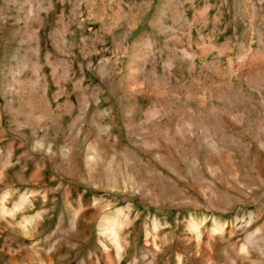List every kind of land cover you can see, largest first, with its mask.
<instances>
[{
  "label": "rangeland",
  "instance_id": "1",
  "mask_svg": "<svg viewBox=\"0 0 264 264\" xmlns=\"http://www.w3.org/2000/svg\"><path fill=\"white\" fill-rule=\"evenodd\" d=\"M0 264H264V0H0Z\"/></svg>",
  "mask_w": 264,
  "mask_h": 264
}]
</instances>
